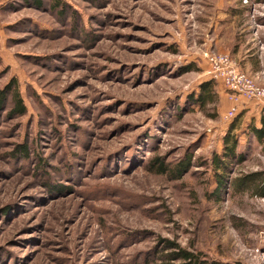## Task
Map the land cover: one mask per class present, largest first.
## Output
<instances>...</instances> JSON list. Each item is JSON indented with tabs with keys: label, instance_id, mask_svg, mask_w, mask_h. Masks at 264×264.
<instances>
[{
	"label": "rangeland",
	"instance_id": "rangeland-1",
	"mask_svg": "<svg viewBox=\"0 0 264 264\" xmlns=\"http://www.w3.org/2000/svg\"><path fill=\"white\" fill-rule=\"evenodd\" d=\"M38 1L0 0V264H264V99L210 59L264 89V0Z\"/></svg>",
	"mask_w": 264,
	"mask_h": 264
},
{
	"label": "trees",
	"instance_id": "trees-1",
	"mask_svg": "<svg viewBox=\"0 0 264 264\" xmlns=\"http://www.w3.org/2000/svg\"><path fill=\"white\" fill-rule=\"evenodd\" d=\"M34 1L39 3L38 0H34ZM59 7H63V1L54 0V8L57 9ZM13 85L15 89H14V92H12L13 101H14V108L12 110V114H16L17 116H24L27 113V108L18 90V82L13 81ZM10 90H12V88ZM212 92H213V85L211 83L205 84L202 87L200 95L196 99L197 105L206 106L209 103H214L215 99L213 97L214 94ZM261 125H262L261 128L252 127V132L257 139H259L260 141H264V116L261 119ZM237 146H238V139L236 138L235 135L232 134V130H230L224 137L225 151H224L223 156L228 158L229 161H232L235 158H237V155H236ZM19 150L22 155L28 156V149L26 146H20ZM213 163L217 166V168L222 169V170H226L229 165V162L226 163L225 161H222L218 156L214 157ZM158 168L160 172L162 173L167 171V167L164 166L162 163L158 164ZM179 170L181 171V169ZM248 178L249 177H247L243 181H238V183H236L237 181H235L234 184L240 188L242 187L244 183L248 181ZM224 182H225V177L220 176V178L218 179L219 185L224 187ZM169 257L176 258L177 260L182 262L181 264H220L214 261L209 262L208 260H205L202 257V255L191 253L186 250H181L180 253H178L177 255L172 253L171 255H169Z\"/></svg>",
	"mask_w": 264,
	"mask_h": 264
},
{
	"label": "built area",
	"instance_id": "built-area-1",
	"mask_svg": "<svg viewBox=\"0 0 264 264\" xmlns=\"http://www.w3.org/2000/svg\"><path fill=\"white\" fill-rule=\"evenodd\" d=\"M213 64L219 67V74L225 78L227 88L232 92L235 106L231 109L228 116H233L236 106L241 99H264V89L256 88L252 80L244 73L236 72L231 68V63L226 56L210 57ZM224 68L226 70H224Z\"/></svg>",
	"mask_w": 264,
	"mask_h": 264
}]
</instances>
